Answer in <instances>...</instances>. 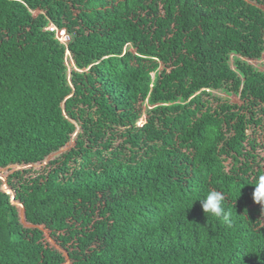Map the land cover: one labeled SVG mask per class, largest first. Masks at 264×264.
<instances>
[{
  "label": "trees",
  "instance_id": "1",
  "mask_svg": "<svg viewBox=\"0 0 264 264\" xmlns=\"http://www.w3.org/2000/svg\"><path fill=\"white\" fill-rule=\"evenodd\" d=\"M263 53L264 0H0V264H264Z\"/></svg>",
  "mask_w": 264,
  "mask_h": 264
},
{
  "label": "clouds",
  "instance_id": "2",
  "mask_svg": "<svg viewBox=\"0 0 264 264\" xmlns=\"http://www.w3.org/2000/svg\"><path fill=\"white\" fill-rule=\"evenodd\" d=\"M253 192V200L256 203L264 206V175H259L255 179ZM240 189H238L240 195ZM201 202L203 212L207 218L209 216L219 219L222 223L230 224L231 213L224 207L225 195L219 190H210L203 199H198Z\"/></svg>",
  "mask_w": 264,
  "mask_h": 264
},
{
  "label": "rangeland",
  "instance_id": "3",
  "mask_svg": "<svg viewBox=\"0 0 264 264\" xmlns=\"http://www.w3.org/2000/svg\"><path fill=\"white\" fill-rule=\"evenodd\" d=\"M49 27L51 30L50 32H53L54 37L61 43L66 45L68 41H64L63 36L66 35V32L63 29H58L52 22H48L46 28ZM49 31V30H48ZM252 65L255 69L264 72V53L261 55V58L258 60H247V59H242ZM66 65L68 70L72 67L73 68V63L72 60L70 59L68 52H67V58H66ZM211 94V101L213 103H217L215 99L217 100H228L229 102L235 103L238 101L237 95L234 93H227L225 91H213L210 93ZM215 98V99H214ZM149 108H152V106L148 105Z\"/></svg>",
  "mask_w": 264,
  "mask_h": 264
},
{
  "label": "built area",
  "instance_id": "4",
  "mask_svg": "<svg viewBox=\"0 0 264 264\" xmlns=\"http://www.w3.org/2000/svg\"><path fill=\"white\" fill-rule=\"evenodd\" d=\"M46 30L50 31L51 29L49 27H47ZM63 39H64V41H68L69 40V36L66 34V35L63 36Z\"/></svg>",
  "mask_w": 264,
  "mask_h": 264
}]
</instances>
